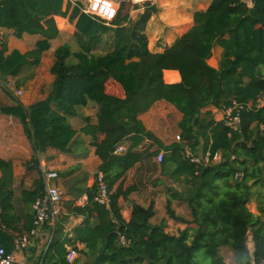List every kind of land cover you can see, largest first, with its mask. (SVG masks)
<instances>
[{
  "label": "trees",
  "instance_id": "obj_1",
  "mask_svg": "<svg viewBox=\"0 0 264 264\" xmlns=\"http://www.w3.org/2000/svg\"><path fill=\"white\" fill-rule=\"evenodd\" d=\"M63 0H0V27L11 29L16 37L38 34L34 47L7 52L0 39V86L9 101L0 100V112L21 123L34 152L47 147L68 151L77 132L91 137L100 159L97 168L104 175L110 200L108 205L93 200L96 186L80 190L88 201L74 205L65 202L68 212L60 214L54 226L44 225L51 235L39 251L35 242L26 249L32 264H69L65 245L82 243L78 250L84 264H253L264 260V0H211L208 7L193 13V25L162 51L147 49L138 27L126 26L128 3H122L116 17L106 24L98 17L80 12ZM140 19L145 21L158 7L147 3ZM55 15H68L74 23L76 49L69 42L55 48L50 68L54 79L48 95L28 106L5 86V78L20 74L24 66L36 67L43 51L59 29ZM113 30L112 48L96 52L103 35ZM221 53L218 67L210 66L214 44ZM136 57V59H134ZM164 69L179 72L180 81L167 83ZM5 82V83H4ZM158 100H164L181 114L180 139L161 146L145 129L139 116ZM239 102V130L214 120L212 105L223 109ZM96 105L95 121L84 117L74 129L68 117L78 106ZM149 138L157 143L152 153L164 147L159 162L160 174L171 182L186 178L189 188L183 193L166 184V217L152 222L151 201L134 203L130 218L121 214L119 198L134 191L117 182L141 159L136 149ZM119 144L126 150L116 153ZM209 150L221 153L216 163H193L192 155ZM33 161L35 159L33 157ZM239 173L238 177L235 174ZM14 172L10 160L0 158V241L10 250L15 239L32 228L35 198L44 192L41 177L31 187L21 188L22 206H14ZM116 185V186H115ZM172 199L186 203L188 216L178 215ZM254 202L256 212L248 204ZM82 216L72 235L64 234L69 214ZM170 223L178 224L170 229ZM129 243L123 245L119 235ZM75 247V246H74ZM232 252L226 261L221 249ZM80 259V258H79ZM77 258L74 264L79 260Z\"/></svg>",
  "mask_w": 264,
  "mask_h": 264
},
{
  "label": "crops",
  "instance_id": "obj_2",
  "mask_svg": "<svg viewBox=\"0 0 264 264\" xmlns=\"http://www.w3.org/2000/svg\"><path fill=\"white\" fill-rule=\"evenodd\" d=\"M156 1L158 2L157 13L151 14L145 21L140 19V15L137 14V18H134L133 14H131L128 22L124 23L126 26H140L137 30L145 37L147 49L151 52H159L166 46H169L178 36L193 25V13L198 10L206 9L211 2V0ZM67 2L70 4L69 14L74 6L68 0H63V9ZM134 11L135 10H132L131 13ZM137 11L143 13L145 9H137ZM54 20L59 29L58 35L51 39L49 49L43 51L38 66L33 68L24 66L19 75L6 77L4 80L5 82L9 79L14 81V86L10 89L14 93H16L17 89L22 91V93L17 96L20 97L22 95L20 100L25 106L41 100L48 95L54 79V75L50 72V68L55 60L54 50L59 45L68 42L75 31L74 23L69 21L68 15L64 17L55 15ZM112 34L113 30L111 29L103 35V41L98 49H101L100 47L102 45L109 47L107 51L112 48ZM39 38L40 35L29 33H24L18 38L13 34L11 29L0 27V39L6 43L7 52L13 49H17L20 52L28 51L34 47ZM161 43L164 47L158 46V44ZM222 51L223 48L219 44L215 43L213 45L211 56L207 59L210 66L214 68L218 67ZM134 59H136V57ZM163 79L167 83H174L180 81V75L175 69H164ZM3 96L6 97L0 86V97L3 99ZM202 110L211 111L216 121L222 116V109L212 105ZM95 112L96 105L94 103H89L86 106H78L75 108V113L68 117V121L74 129L78 130L84 124L85 116H89L95 121ZM180 117L181 114L174 106L164 100L156 101L148 111L139 116L145 129L159 139L161 146H167L178 141L176 135L179 134L178 121ZM157 147H159L157 143L146 138L136 149L138 152L142 153L141 159L130 167L116 184L118 185L121 183L123 189L128 186H134L135 188L134 191L129 193L126 199L122 197L119 198L121 214L125 221L129 220L131 206L134 203L146 206L152 201L157 208L158 202L161 201L164 204L165 211L167 197L164 191L167 179L160 174L159 162L155 158L156 155L152 153ZM160 150L166 152L164 147L160 148ZM33 157L35 162L33 161ZM0 158L10 160L12 163L15 176L13 181V202L17 210H20L18 206L22 205L20 201L21 188L31 187L34 179L41 177L42 168L57 171L58 178L55 184L63 196L62 214L68 212L65 207V202L73 200L74 204L75 199L86 192H81L78 195L77 193L93 185L95 171L100 164V159L94 152V147L91 145V137L89 135L77 132L71 147L66 152L53 147H47L43 151L34 152L19 120L1 112ZM185 180L186 178L183 176L178 179V181L171 182L170 185L178 192L183 193L189 188V184ZM162 186L163 188H161ZM140 194L144 196L142 199L140 198ZM146 197L147 200L145 199ZM178 201V199H172L171 207L178 215H183V213H180L183 209L178 206ZM249 204V209L252 212H256L255 204L253 202ZM155 217L156 213L151 219L152 222H157L154 221ZM82 219V216L70 213L63 227L64 234L67 237H69L68 234L72 235L74 227L79 225ZM177 227L178 224H175L170 227V229H176ZM49 235L50 234L44 230L43 225L29 244L35 242L37 251H39ZM73 246L79 250L83 247V244L76 242ZM26 247L21 249L18 253L15 264H32L30 259H28L29 253L26 252ZM223 249L227 252L226 255L223 254ZM221 252L226 261L232 262V252L230 249L223 247ZM79 258L80 256L78 259ZM82 263L83 260L77 261V264Z\"/></svg>",
  "mask_w": 264,
  "mask_h": 264
},
{
  "label": "built area",
  "instance_id": "obj_3",
  "mask_svg": "<svg viewBox=\"0 0 264 264\" xmlns=\"http://www.w3.org/2000/svg\"><path fill=\"white\" fill-rule=\"evenodd\" d=\"M73 6L79 8L80 12L95 16L103 20L106 24H109L117 15L118 9L122 3H128L131 5L132 10H137L140 7L144 9V6L154 4L156 0H68ZM250 2L251 0H246ZM7 88L14 86L12 79L7 80L5 83ZM22 91L17 89L15 95H20ZM259 104H264V97L260 99ZM244 107L242 103L233 101L231 105L222 109V116L219 120L223 121L225 126L231 130H239L241 122V109ZM176 139L179 140V134L176 135ZM126 150L125 146L119 144L115 152L122 153ZM187 155L190 160L196 164H209L210 162L216 163L221 160V153L216 152L213 155L210 154L209 150L199 155H192L187 151ZM163 151H159L155 158L158 162L162 160ZM239 173L235 174L238 177ZM41 178L43 180L44 192L37 196L32 204L34 215L32 219V228L28 234L22 235L13 242V246L10 250H6L2 242L0 241V264H15L17 261V255L27 246L31 237L35 236L38 230L45 224L54 226L55 220L62 213L63 196L58 189L55 181L58 178V173L51 169H41ZM94 184L96 186L93 200L104 205H108L110 200V191L108 190L107 183L104 179V175L101 171L96 170L94 176ZM88 201L87 193H84L77 197L74 201L75 205L83 206ZM50 234V233H49ZM51 235V234H50ZM49 235V236H50ZM71 236V234H68ZM120 241L123 245H127V240L123 235H119ZM66 254L65 258L69 264H74L79 257V252L73 245H65ZM253 264H264V260Z\"/></svg>",
  "mask_w": 264,
  "mask_h": 264
},
{
  "label": "rangeland",
  "instance_id": "obj_4",
  "mask_svg": "<svg viewBox=\"0 0 264 264\" xmlns=\"http://www.w3.org/2000/svg\"><path fill=\"white\" fill-rule=\"evenodd\" d=\"M158 4V2L156 1L155 3H154V5H157ZM157 7H158V5H157ZM136 9H142V8H136ZM126 11H128V14H129V16H131V14H133V17L135 18L136 16H137V14L138 15H141V14H143V13H141V12H139V11H137V10H135L134 12H132L131 13V11H132V9H131V5L130 4H128V8H125L124 9V12H126ZM135 15V16H134ZM132 17V18H133ZM137 18V17H136ZM60 39H61V37H60ZM68 42L71 44V47H72V49H76V41H75V38H74V36L72 35V37L68 40ZM156 45V44H155ZM158 46H163V44L161 43V44H158ZM154 47V46H153ZM164 47V46H163ZM101 49H98V50H96V52L98 53V52H104V51H107V49H109V47L108 46H104V45H102L101 47H100ZM2 88V87H1ZM7 88V87H6ZM2 90V89H1ZM8 90L15 96V97H17L18 99H20L21 97H22V95L19 97V96H17V95H15V93L10 89V88H8ZM23 90H24V88H23ZM7 97V96H6ZM5 96H3V99L0 97V100H3V101H7V100H9L8 98H6ZM175 138V137H174ZM203 153V151H202V149L201 148H199V150H198V153H197V155H201ZM157 167V166H156ZM166 184H171V181L170 180H166ZM161 188H163V186L161 187ZM164 193H165V191H164ZM144 196L142 195V194H140V198L142 199ZM146 200H147V197L145 198ZM184 202H182V201H178V206H180L182 209H183V211H181L180 213H183V215L182 214H179V215H182V216H188L189 215V210H188V206L186 205V203H184ZM254 203V202H253ZM255 204V203H254ZM154 205V204H153ZM250 205V204H249ZM21 206L22 205H20V206H18V208H21ZM172 206H173V204H172ZM255 209H256V206H255ZM154 211H155V213H156V217L154 218V221H157V222H159L160 221V219L161 218H163V217H165V216H167V213H166V210L164 211V204L160 201V202H158V204H157V208H156V205L154 206ZM175 225V223H172V225H171V223H170V226L172 227V226H174ZM224 251H223V254L224 255H226V251H225V249H223ZM80 256V255H79ZM83 258H81V256H80V259H79V261H81ZM82 264H84V262L82 263Z\"/></svg>",
  "mask_w": 264,
  "mask_h": 264
}]
</instances>
